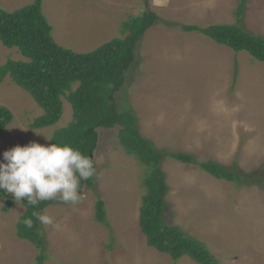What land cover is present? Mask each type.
Segmentation results:
<instances>
[{"label":"rangeland","instance_id":"rangeland-1","mask_svg":"<svg viewBox=\"0 0 264 264\" xmlns=\"http://www.w3.org/2000/svg\"><path fill=\"white\" fill-rule=\"evenodd\" d=\"M34 2L0 0V8L16 12ZM240 4L242 0H44L43 6L56 43L80 53L120 36L130 16L154 13L155 25L140 42L128 74L126 95L140 135L159 150L190 154L199 163L214 161L243 176L262 169L264 175V63L199 33L166 25H237ZM242 18L247 31L264 37V0H249ZM8 59L25 60L0 40V67ZM117 97L124 100V95ZM0 106L14 114L0 137V161L4 151L18 144H51L46 137L52 140L73 117L65 102L56 126L32 130L43 110L8 78L0 83ZM119 130H97L95 188L84 186L75 206L59 202L46 209L59 225H42L50 257L46 264H196L188 257L174 262L147 245L139 226L147 168L125 153ZM162 169L168 185L167 224L205 243L220 264H264V186L238 187L171 159L163 161ZM98 196L106 202L109 228L95 221ZM5 204L0 198V264H34L39 251L16 235L26 208L18 202L4 213Z\"/></svg>","mask_w":264,"mask_h":264},{"label":"trees","instance_id":"trees-1","mask_svg":"<svg viewBox=\"0 0 264 264\" xmlns=\"http://www.w3.org/2000/svg\"><path fill=\"white\" fill-rule=\"evenodd\" d=\"M248 1L242 0L236 9L237 25L220 24L206 28L183 24L166 25L179 26L184 33H199L236 53L246 52L264 63V37L253 35L241 25ZM43 4L44 0H35L33 5L16 12L0 8V40L6 48L15 50L25 59H8L0 67V83L8 78L26 91L43 110V114L34 120L30 128L42 130L56 126L62 120L64 104L68 102L72 108V120L66 127L57 129L51 144H69L92 158L98 148L97 130L120 127L118 139L125 153L147 168L143 181L146 192L142 197L139 215V226L147 245L170 256L174 262L188 257L196 264H220L205 243L167 224L165 212L168 185L162 163L171 159L196 166L218 181L238 187L256 186L263 189L262 169L243 176L214 161L199 163L190 154L159 150L151 140L140 135L138 117L126 95L128 74L134 67L140 42L155 25L157 16L154 13L146 10L136 17L130 16L120 29V36L95 51L80 53L56 43ZM118 94L124 95V100H119ZM13 120L12 111L0 106V137ZM95 182L93 176L87 181H81V184L94 189ZM0 198L6 200L3 212L10 213L16 204L13 197L0 190ZM58 203L55 200L43 201L34 208L27 204L26 199L22 201L26 211L17 223L16 235L39 251L34 264H46L50 257L45 250L42 225L32 213H43ZM25 218L33 219L32 229L23 224ZM95 221L107 228L110 226L106 202L99 196L95 205Z\"/></svg>","mask_w":264,"mask_h":264},{"label":"clouds","instance_id":"clouds-1","mask_svg":"<svg viewBox=\"0 0 264 264\" xmlns=\"http://www.w3.org/2000/svg\"><path fill=\"white\" fill-rule=\"evenodd\" d=\"M46 139L51 141L48 137ZM96 174L93 156L90 158L78 148L69 144L44 145L32 141L4 151L0 161V190L10 194L16 203L26 199L34 208L40 202L51 200L75 206L82 199L81 181ZM32 216L41 225L59 228L46 210L44 213L33 211ZM22 222L28 229L34 227L32 218H25Z\"/></svg>","mask_w":264,"mask_h":264}]
</instances>
